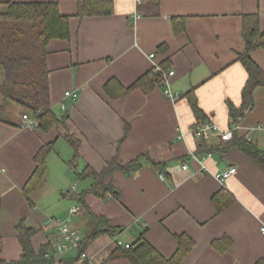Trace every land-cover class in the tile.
<instances>
[{
    "label": "crops",
    "instance_id": "1",
    "mask_svg": "<svg viewBox=\"0 0 264 264\" xmlns=\"http://www.w3.org/2000/svg\"><path fill=\"white\" fill-rule=\"evenodd\" d=\"M112 1V15L78 19L74 17L76 0H0V15L14 4L55 3L61 15L70 17L69 40H52L46 47L50 107L57 116L66 113L64 126L45 134L23 126L25 110L4 101L0 94V258H20L14 229L20 221L37 231L31 239L35 251L53 243V229L45 223L64 213L63 221L75 230L79 224L87 225V236L90 226L84 215L70 214V209H79L73 197L87 190L91 179H82L81 189L77 183L75 191L70 190L76 171L89 166L99 172L114 157L125 164L147 156L160 166L142 161V168L129 177L120 173L110 177L118 198H84L92 213L120 229L85 247L91 264H131L127 259L107 258L117 249L116 242L131 245L139 238L167 259L176 251L175 237L182 234L194 241V247L179 264L264 262L260 231L264 227V174L242 153L223 149L228 141L192 137L196 119L186 95L193 90L208 121L221 130H235L238 137L245 136L264 151V134L254 130L264 126V86L253 90L252 107L236 126L231 125L230 114L231 108L241 107L247 81L245 69L236 61L245 50L243 17L257 16L259 29L264 31V0H159L157 15L147 13L151 4L146 1L138 7L134 0ZM177 18L183 19L184 31L175 35L172 19ZM249 56L264 74V51L258 49ZM154 64H164L174 72L168 88L178 95L177 100L146 81ZM2 81L0 66V85ZM109 81L123 88L141 81L145 90L137 88L111 99L103 90ZM66 92L76 97H66ZM62 103L66 111L60 109ZM64 134L78 142L76 151ZM52 141L54 150L47 156L43 180L30 193L28 205L22 187L35 170L37 151ZM74 154L77 158L70 166ZM229 168L236 169L234 175L223 182L214 179L215 173ZM51 174L59 184L53 191L48 184ZM220 190L234 201L217 213L212 198ZM222 238L232 244L219 254L211 243ZM75 256L68 252L56 258Z\"/></svg>",
    "mask_w": 264,
    "mask_h": 264
},
{
    "label": "trees",
    "instance_id": "2",
    "mask_svg": "<svg viewBox=\"0 0 264 264\" xmlns=\"http://www.w3.org/2000/svg\"><path fill=\"white\" fill-rule=\"evenodd\" d=\"M143 1L151 4L150 11L147 13L157 15L159 0ZM75 8L74 17L82 19L112 15L114 4L112 0H76ZM69 20L70 17L59 13L58 6L55 3L14 4L9 7L6 14L0 15V66L3 70L0 94L4 101L12 102L24 109L25 114L36 120L37 126L35 129L44 134L49 133L54 128L64 126L67 119L66 113L57 116L50 107L46 47L52 40H69ZM172 28L175 35L182 33L184 31L183 19H172ZM242 38L245 43V50L238 55L236 61L245 69L247 81L242 89L241 107L230 109L231 125L233 126H236L244 113L251 109L253 90L258 86H264V74L249 56L255 50L262 49L264 51V31L259 29L257 16L247 15L243 17ZM159 66L163 71L169 70L164 64ZM145 78L146 81L150 80L155 85L161 86V76L154 74L152 70ZM137 88L145 90L141 85V81L128 88H123L115 81H109L103 90L111 99H115L123 97ZM186 95L196 119L195 124L207 122V117L197 106L193 90ZM63 138L74 151L77 150L78 142L72 136L64 134ZM54 145L55 141L44 143L34 156L35 170L22 187L28 205H31L30 193L43 180L46 159L49 153L54 150ZM202 149L204 148L202 147ZM223 149H235L242 153L264 174V151L258 150L245 136L238 137L236 131L232 130V137ZM202 151L204 152V150ZM204 153L212 154L214 150L208 149ZM76 158L77 154H74V159L69 162L70 166ZM142 161H146L154 167L160 166L147 156H140L125 164L114 157L107 161L99 172L90 169L89 166H85L81 172L76 171V177L79 180L90 178L91 184L87 190L73 197L84 214L90 218L89 233L84 239H81L75 257L58 259L49 256V258H45V253L51 248L50 242L35 251L31 239L37 231L27 228L23 221H20L14 229L22 250L21 256L15 261H5L0 258V264H91L86 255L82 260L80 258L81 254H85V247L100 236L118 234L120 229L111 227L105 217L92 213L86 206L84 198L87 195H93L100 200L118 198L120 193L109 181L110 177L114 173L129 177L142 168ZM233 201L232 196L225 190H220L212 198L217 213L222 212ZM175 240L177 241L176 251L167 259L163 258L144 239L139 238L129 248L117 246V249L107 260L123 258L131 264H179L193 249L194 241L183 234L177 235ZM231 244L232 242L228 238L214 240L211 243L212 248L219 254L226 253ZM256 264H264V262L258 261Z\"/></svg>",
    "mask_w": 264,
    "mask_h": 264
},
{
    "label": "built area",
    "instance_id": "3",
    "mask_svg": "<svg viewBox=\"0 0 264 264\" xmlns=\"http://www.w3.org/2000/svg\"><path fill=\"white\" fill-rule=\"evenodd\" d=\"M134 3L136 7L140 6L142 3V0H134ZM150 59L154 58V54H150ZM152 72L154 74H159L161 76V87L163 88V94L170 98L171 100H177L178 95L171 93V91L168 88V80L174 75V72L172 70L163 71L162 68L158 64H154L152 68ZM66 97L71 96L72 99L76 97L75 94L66 92ZM60 109L62 111H66L65 104L60 105ZM23 126H26L30 129H35L37 126V122L35 119H32L27 114L22 115L21 117ZM254 130L259 131L264 134V126L257 125ZM190 134L192 137L203 140V141H210L212 138L216 137L221 141H229L232 137V130H221L218 126L213 124L210 121L207 122H198L194 124L190 130ZM210 155H208L209 157ZM183 170H186V165L182 166ZM203 169V166L202 168ZM204 170V169H203ZM236 172L235 168H229L222 170L220 172H217L214 174V179L218 182H223L232 175H234ZM163 176L160 175V179H162ZM79 209L77 207H72L70 209V214H78ZM46 225H50L53 229L54 234V241L51 243V248L45 253L44 257L49 258V256L57 257L64 253L73 252L76 253L79 249V244L81 241V236L78 233L77 230H75L73 227L67 224L66 221H59L57 219L49 220L45 223ZM261 233L264 234V227L260 229ZM117 246H123L124 248H129L130 245H122L120 242H116ZM86 254H81L80 258L81 260L85 258Z\"/></svg>",
    "mask_w": 264,
    "mask_h": 264
},
{
    "label": "rangeland",
    "instance_id": "4",
    "mask_svg": "<svg viewBox=\"0 0 264 264\" xmlns=\"http://www.w3.org/2000/svg\"><path fill=\"white\" fill-rule=\"evenodd\" d=\"M262 135V134H261ZM261 149H264V148H261ZM68 171V170H67ZM58 173L59 172H56V173H54L55 175H56V177H58ZM70 173V172H69ZM51 177L49 178V186H52V188H51V191H53V190H55V189H57L56 188V186H59V184L57 183V180H55L53 177H52V174L50 175ZM73 176H74V174H73ZM84 181L83 180H79V179H77V177L76 176H74V183L73 184H71V185H73V186H69V188H70V190L71 189H74L73 191H75V184H77L78 183V189H81V187H82V183H83ZM70 192H72V191H70ZM72 194H70L69 195V197L68 198H71L70 196H71ZM27 209V208H26ZM79 213L81 214V215H84V219L87 221L86 223L88 224H90V218H89V216H87L86 214H84V212H83V210L79 207ZM26 213L27 214H29L30 213V210L29 209H27V211H26ZM67 216V213H64V215L63 214H61V215H59V218H57L59 221H63V219H65V217ZM67 222V221H66ZM75 222H76V224H77V218L75 219ZM67 224L68 225H70L71 226V223H68L67 222ZM72 227V226H71ZM88 226L86 225H81V224H79L78 226H77V230H78V233L81 235V236H85L86 234H87V232H86V228H87ZM64 254H66V253H64ZM58 257V256H57Z\"/></svg>",
    "mask_w": 264,
    "mask_h": 264
}]
</instances>
